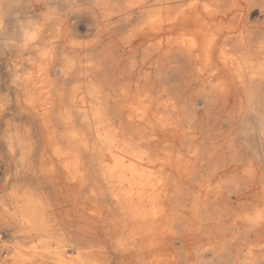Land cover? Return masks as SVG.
<instances>
[{
    "label": "bare ground",
    "instance_id": "6f19581e",
    "mask_svg": "<svg viewBox=\"0 0 264 264\" xmlns=\"http://www.w3.org/2000/svg\"><path fill=\"white\" fill-rule=\"evenodd\" d=\"M0 264H264V0H0Z\"/></svg>",
    "mask_w": 264,
    "mask_h": 264
}]
</instances>
